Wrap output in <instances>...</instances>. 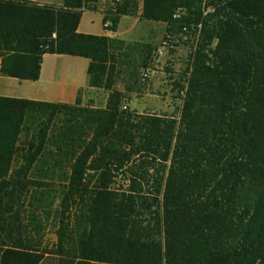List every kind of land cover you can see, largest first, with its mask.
<instances>
[{"label": "trees", "instance_id": "trees-1", "mask_svg": "<svg viewBox=\"0 0 264 264\" xmlns=\"http://www.w3.org/2000/svg\"><path fill=\"white\" fill-rule=\"evenodd\" d=\"M98 1L0 0L2 75L37 82L46 55L81 57L90 86L112 92L102 109L0 96V264H41L46 254L58 264H264V0H144L143 19L165 24L168 44H192L172 115L123 108L117 41L79 32ZM122 9L106 13L110 31ZM34 114L66 125L51 140L44 123L21 155ZM49 145L57 154H44ZM39 159L71 164L51 252L16 210ZM121 178L130 186L118 193Z\"/></svg>", "mask_w": 264, "mask_h": 264}, {"label": "rangeland", "instance_id": "rangeland-1", "mask_svg": "<svg viewBox=\"0 0 264 264\" xmlns=\"http://www.w3.org/2000/svg\"><path fill=\"white\" fill-rule=\"evenodd\" d=\"M160 26L161 29L155 31L154 36L150 38L128 42L116 40L119 50L115 54L119 56V59L117 60L114 89L125 95L124 107L127 106L128 110L139 115H172L177 114L182 107L180 98L182 94H180L177 84L190 64L192 44L179 41H176V45L167 44L163 54L153 62L154 55L166 42L165 29L167 26L163 23ZM149 48H151V54L146 65L145 57L149 55ZM53 63L52 57L46 60L45 76L53 69ZM147 68L151 69L152 74L150 78L144 79L143 73ZM47 91L46 86L44 92L47 93ZM111 93L95 88L85 90L80 94L81 105L79 107L81 109L105 108ZM34 117L35 119L26 127L22 136L20 146L23 151L21 155L30 154L28 144L35 140L44 123L49 126L51 140L66 125V117L63 115L58 116L52 123L48 121L49 116L34 114ZM44 154H57V150L49 145ZM25 163L23 159H19L16 169H22ZM54 167V162L46 163L44 159H39L35 163L27 177L31 183L25 190L22 206L16 209L22 212L24 224L31 225L29 231L33 239L42 245V249L49 252L55 251L60 241L61 221L66 211L63 207V199L67 191L62 176L63 173L70 172L71 164L65 163L62 171L54 170ZM42 171L46 172L42 173ZM36 183H41L42 186L36 185ZM129 186V179L121 178L112 186V189L122 193L127 192ZM78 212L79 209L74 207L65 213L66 217L71 218L68 222L72 229L76 225L74 216Z\"/></svg>", "mask_w": 264, "mask_h": 264}, {"label": "crops", "instance_id": "crops-1", "mask_svg": "<svg viewBox=\"0 0 264 264\" xmlns=\"http://www.w3.org/2000/svg\"><path fill=\"white\" fill-rule=\"evenodd\" d=\"M40 6L64 7L66 0H27ZM144 0H122L120 8L123 15L115 32L104 27L106 13L112 12L113 0H100L92 10H87L79 26V32L85 35L106 36L113 40L134 41L153 37L155 31L161 29V23L143 19ZM163 28V27H162ZM166 30V29H165ZM52 57L53 69L45 76V62ZM0 60V96L26 99L53 104L76 105L80 94L90 86V60L68 55H46L42 65L40 80L20 81L1 74ZM47 86V93L44 92ZM46 254L41 264H58L56 260H48ZM53 257V256H52ZM54 258V257H53ZM55 259V258H54Z\"/></svg>", "mask_w": 264, "mask_h": 264}, {"label": "built area", "instance_id": "built-area-1", "mask_svg": "<svg viewBox=\"0 0 264 264\" xmlns=\"http://www.w3.org/2000/svg\"><path fill=\"white\" fill-rule=\"evenodd\" d=\"M121 2H122V0H113L114 8L112 9V13H118V12H119ZM181 15H182L181 10H178V11H176L174 17H175L176 19H179V18L181 17ZM111 26H112V22H111L110 20H107V21L104 22V27H105L106 29H110ZM167 44H168L167 41L164 42L163 46H162L161 48L158 49V51H157L156 54L154 55L153 62L156 61L157 58H158L160 55L163 54V51H164V49L166 48ZM151 74H152V71H151L150 68H147L146 70H144V73H143V77H144V79H148V78H150ZM124 109H127V106H125Z\"/></svg>", "mask_w": 264, "mask_h": 264}]
</instances>
